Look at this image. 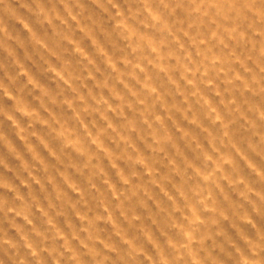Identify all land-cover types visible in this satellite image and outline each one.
<instances>
[{"label":"rangeland","instance_id":"rangeland-1","mask_svg":"<svg viewBox=\"0 0 264 264\" xmlns=\"http://www.w3.org/2000/svg\"><path fill=\"white\" fill-rule=\"evenodd\" d=\"M0 264H264V0H0Z\"/></svg>","mask_w":264,"mask_h":264},{"label":"clouds","instance_id":"clouds-1","mask_svg":"<svg viewBox=\"0 0 264 264\" xmlns=\"http://www.w3.org/2000/svg\"><path fill=\"white\" fill-rule=\"evenodd\" d=\"M211 6H215L217 9H220V8H223V7H224V5H222V4L207 5V6H204V10L207 11V8H208V7H211ZM200 7H201L200 5H197V6H196V10H199ZM229 7H230V8H238L239 6H237V5H230ZM248 7L251 8L252 5H248Z\"/></svg>","mask_w":264,"mask_h":264}]
</instances>
